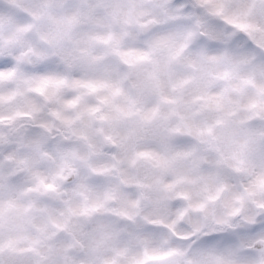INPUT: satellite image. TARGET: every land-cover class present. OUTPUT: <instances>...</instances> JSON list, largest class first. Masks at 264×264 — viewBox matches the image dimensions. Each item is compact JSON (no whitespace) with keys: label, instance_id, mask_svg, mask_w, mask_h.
I'll list each match as a JSON object with an SVG mask.
<instances>
[{"label":"clouds","instance_id":"obj_1","mask_svg":"<svg viewBox=\"0 0 264 264\" xmlns=\"http://www.w3.org/2000/svg\"><path fill=\"white\" fill-rule=\"evenodd\" d=\"M84 2L35 0L16 24L19 0H0V264H264V96L239 79L264 83V0H118L53 47L49 17ZM225 49L247 62L233 67ZM45 76L66 82L41 90Z\"/></svg>","mask_w":264,"mask_h":264},{"label":"snow or ice","instance_id":"obj_2","mask_svg":"<svg viewBox=\"0 0 264 264\" xmlns=\"http://www.w3.org/2000/svg\"><path fill=\"white\" fill-rule=\"evenodd\" d=\"M35 4V0H19V7H20V14L15 20L16 24H22L23 17L25 14L32 12L33 15H35V12H33V7ZM118 4V0H85L83 6L76 5V4H69L66 6V11L63 14L62 17H57L56 15H51L49 17V22L53 26V31L49 35H45L43 38L47 39L49 43L53 47H58L59 42L61 40V37L64 33L68 32V29L73 23L78 22V20L82 19L83 17H89L91 18L93 15V12L98 7H116ZM61 5V0H40V6L48 9L55 10L59 8ZM232 23H237V26L241 29H248L249 25L243 22H237V21H231ZM20 30H23L22 28ZM217 39H221L225 42H227L230 39V34L223 33L216 37ZM89 39L92 41H107L112 39L111 36H103V35H90ZM255 39V37H253ZM159 44V42H157ZM257 44L259 47L264 48V42L257 41ZM114 51H117L120 53V55L125 59V62L128 64H134L137 61H142L148 58L147 52H140L137 49H127L121 51L119 48H114ZM72 51L80 52V53H87V49L82 47L80 45L79 38L73 37L72 38ZM223 57L229 58L230 62L232 63L233 67H235L238 64L246 63L248 60V57L246 55H241L238 59H232L233 53H231L229 50L225 49L221 53ZM208 59L215 60L217 59L216 56H210ZM6 65L3 62H0V68H4ZM257 70L264 72V62L259 63L256 66ZM227 75V73H225ZM242 81L243 85H253L256 89V91L261 95L264 96V83L257 82L255 76H241L239 78ZM66 81L62 78H57L55 76H45L41 80V90H43V86H47L48 84H64ZM73 87H84L87 88L90 92H95L99 88H105L109 87L112 89L113 95H118L121 92V88L118 86H115L114 84L110 83L108 80L104 79H77L72 82ZM215 95H220L219 93ZM106 99V98H105ZM165 100H168V97H164ZM201 97L197 96L194 97L193 102L195 100H199ZM70 103H76V100L70 101ZM256 102L253 101V104ZM212 105H202V107H211ZM216 107H221L219 100L215 101ZM95 111V109H93ZM217 123H222L221 121H217ZM185 124L187 127V130L189 132H193V134H199L204 135L205 133L212 135L216 137L218 140H235L236 132L233 128L225 126L222 128L219 132H217L212 125L207 126L206 128L202 127H195L193 124L185 120ZM179 130V129H177ZM187 153L178 152L176 153L177 156L185 155ZM138 155L146 156L149 155V153L141 152ZM157 163L159 166L167 168L170 164L169 160L164 157H159L157 160ZM264 182V181H262ZM50 187V186H49ZM166 187H169L166 185ZM203 207V205H200ZM154 223V221H153ZM139 227V225H137ZM67 264H80V262L75 261L74 259L70 258L67 262ZM102 264H116V261L114 259H107L104 258L102 261ZM129 264H137V260L135 257H131L129 259ZM188 264H192V261L189 260Z\"/></svg>","mask_w":264,"mask_h":264}]
</instances>
